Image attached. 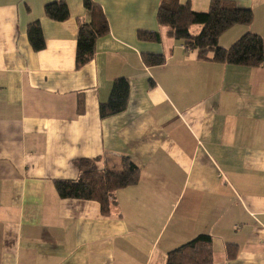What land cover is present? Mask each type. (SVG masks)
<instances>
[{"label": "crops", "instance_id": "1", "mask_svg": "<svg viewBox=\"0 0 264 264\" xmlns=\"http://www.w3.org/2000/svg\"><path fill=\"white\" fill-rule=\"evenodd\" d=\"M53 1L0 0V264H166L200 234L213 239V264H264V64L199 60L158 24L161 0H93L110 33L77 69V20L90 16L83 0H65L71 17L54 22L44 12ZM180 1L205 12L212 0ZM227 1L254 18L220 45L247 32L264 41V0ZM35 21L41 52L27 37ZM143 54L166 63L147 67ZM119 77L130 82L127 108L101 118ZM104 156L140 169L111 216L59 197L54 181L76 179V160Z\"/></svg>", "mask_w": 264, "mask_h": 264}, {"label": "trees", "instance_id": "2", "mask_svg": "<svg viewBox=\"0 0 264 264\" xmlns=\"http://www.w3.org/2000/svg\"><path fill=\"white\" fill-rule=\"evenodd\" d=\"M83 6L90 20H77V69L83 68L94 59L97 41L110 33L109 20L102 7L93 0H83ZM44 12L54 22H65L71 17L65 0L47 3ZM253 18L252 9L240 7L227 0H212L205 12L194 11L188 2L161 0L157 12V22L167 29L168 37L182 42L186 50L197 51L199 60L257 68L264 64V41L259 34L247 32L228 48L219 43L224 33L238 25H251ZM196 26L201 29L194 34L192 29ZM27 37L35 52L45 49L46 42L39 21L29 24ZM137 37L143 42H161L158 32L139 31ZM142 60L147 67H159L166 63V56L143 54ZM151 84L154 82L151 81ZM129 95L128 79L116 78L108 101L99 107L101 118L125 111ZM74 165L78 170L76 179L54 181L59 197L95 201L100 204L104 216H111L113 209L117 207V192L136 185L140 180L139 167L126 156L79 159ZM212 243L210 235L200 234L169 251L166 264H213Z\"/></svg>", "mask_w": 264, "mask_h": 264}, {"label": "rangeland", "instance_id": "3", "mask_svg": "<svg viewBox=\"0 0 264 264\" xmlns=\"http://www.w3.org/2000/svg\"><path fill=\"white\" fill-rule=\"evenodd\" d=\"M241 26H242V25H241ZM199 28H200L199 26L194 27L193 30H192V32H193L194 34L199 33V32H200V30L198 31Z\"/></svg>", "mask_w": 264, "mask_h": 264}]
</instances>
